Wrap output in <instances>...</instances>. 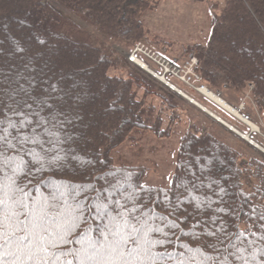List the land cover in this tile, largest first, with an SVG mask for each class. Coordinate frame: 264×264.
I'll list each match as a JSON object with an SVG mask.
<instances>
[{
    "label": "trees",
    "instance_id": "1",
    "mask_svg": "<svg viewBox=\"0 0 264 264\" xmlns=\"http://www.w3.org/2000/svg\"><path fill=\"white\" fill-rule=\"evenodd\" d=\"M160 1L0 0V233L32 249L5 245L0 264H264V160L111 47L146 39ZM214 6L185 55L215 92L252 85L264 116V0ZM152 138L178 142L168 185L143 179Z\"/></svg>",
    "mask_w": 264,
    "mask_h": 264
},
{
    "label": "rangeland",
    "instance_id": "2",
    "mask_svg": "<svg viewBox=\"0 0 264 264\" xmlns=\"http://www.w3.org/2000/svg\"><path fill=\"white\" fill-rule=\"evenodd\" d=\"M217 1L223 3L224 0H161L160 6H158L157 9L149 10L144 13L143 20L146 29L145 32L148 36L146 39H138L133 41L131 44L111 42V47L124 61L130 63L134 69L143 74L145 77L152 79L153 82L161 86L163 89L176 94L178 97L182 98L185 103H187V100L192 103L193 108L191 109V113L200 123H206V125L213 127V130H215L216 133H219L221 137L228 140L230 143H238L239 141H242L243 143H241L245 148L244 150L249 151L264 160V116L258 111L255 101L250 95L252 85H249L248 90H246L242 96L223 87L220 88V92H215L210 89L226 100L230 106L237 108L239 112L246 114L244 117H239L237 116V113L235 114L233 111L219 105L217 102L205 95L200 90L201 82H199V79L193 78L191 83H188L182 78L184 75L183 71H181L179 76L175 74L168 75V78L172 79V83L176 85L178 89L182 90L183 93L193 98L202 106L206 107L208 111L214 113L217 117L225 120L228 124L232 125V127L234 126L237 128L240 133L243 132L248 134L251 132V139H249L244 135L234 132L229 126H226L220 120L210 115L208 111L203 110L178 91L172 90L161 80L155 79L140 66L128 60V55L134 49V45L136 42L141 40L168 57L169 60H178V64H182L180 67L183 68L191 56V52L185 55L186 47L191 43L204 40L207 36L209 32V16L211 14V9L216 7L214 4H216ZM57 7L63 14L73 19L82 27L92 31L94 30L92 26L80 20L70 10L61 6ZM160 38L164 40L163 44L154 42ZM164 44L167 46H162ZM139 54L142 59L146 60L151 68L160 70L159 66H157L152 59L143 53ZM195 56L198 59V56ZM195 66L193 67V70L195 73H198L195 70ZM190 90L196 92L200 99L208 101L210 107H207L204 103L198 101V99L191 95L189 92ZM224 117L232 119L233 123ZM246 119L256 123L259 129L252 131L251 125ZM128 144L130 145L131 143L128 142ZM258 144L262 146V148L259 147ZM177 145L178 142L175 138L168 140H157L152 138L151 141H147L145 143L142 156L146 159L147 164H154L157 167L155 171H148L144 175L143 179L145 182L160 185L169 184L171 174L173 172L172 164L174 163V151ZM118 153L125 154L131 158H134L135 156L130 152V150L128 151L126 149L125 144L122 148L120 147L116 151V154Z\"/></svg>",
    "mask_w": 264,
    "mask_h": 264
},
{
    "label": "built area",
    "instance_id": "3",
    "mask_svg": "<svg viewBox=\"0 0 264 264\" xmlns=\"http://www.w3.org/2000/svg\"><path fill=\"white\" fill-rule=\"evenodd\" d=\"M139 53L145 54L147 57L152 59L157 66H159L160 70L151 68L145 59H142ZM128 60L140 66L142 69L147 71L149 75L153 76L155 79H159L165 84L171 85L168 81V75L175 74L177 76L180 75L181 71L184 72L183 79L188 83H191L193 78L199 79V74L195 73L193 67L197 64L198 59L194 53H191L190 59L187 61L186 65L183 68L182 64H178V60L176 59H168L165 55L153 49L150 45L146 44L143 41H138L134 45V49L129 53ZM180 67V68H178ZM243 106V105H242ZM259 147L262 148L258 144ZM264 151V149H263Z\"/></svg>",
    "mask_w": 264,
    "mask_h": 264
},
{
    "label": "snow or ice",
    "instance_id": "4",
    "mask_svg": "<svg viewBox=\"0 0 264 264\" xmlns=\"http://www.w3.org/2000/svg\"><path fill=\"white\" fill-rule=\"evenodd\" d=\"M13 127H15V125H13ZM33 131H35V129H33ZM25 141H27V138H25ZM4 201L0 200V205H3ZM21 206L24 207V205L21 202ZM34 227L40 228L43 226L44 221L46 220L45 216H39V217H34ZM98 230L99 227H98ZM44 231H47V229H44ZM0 236L5 237L3 240V243H0V248L4 247L5 245L8 244H12L15 246L17 253H21V254H25V255H29L31 254L32 249L28 248L25 244V242L29 239L28 236H24V237H17L15 232H11L10 234H4V233H0ZM51 237H45V236H41L40 240L42 241H46V240H50ZM133 244H135V240L132 241ZM52 247H56V244L54 243V241L52 242ZM40 250L42 252L47 253L48 252V248L45 247L43 244L40 245ZM55 255V254H54ZM0 260H2V257H0Z\"/></svg>",
    "mask_w": 264,
    "mask_h": 264
},
{
    "label": "bare ground",
    "instance_id": "5",
    "mask_svg": "<svg viewBox=\"0 0 264 264\" xmlns=\"http://www.w3.org/2000/svg\"><path fill=\"white\" fill-rule=\"evenodd\" d=\"M201 91H202L205 95H207L208 97H210L212 100H214L215 102H217L219 105H221V106H223V107H225V108H227V109L233 111L235 114L237 113V115L240 116V114H239L235 109H233V107L230 106V105L228 104V102L225 101L223 98H221L217 93H214L213 91H211V90L208 89L207 87H202V88H201ZM240 117H241V116H240ZM246 120H247V122L251 125L252 131H255V130H258V129H259V127H258V125H256V123L250 121L249 119H246ZM234 128H235V127H234ZM236 129H237V128H236ZM237 130H238V129H237ZM244 136H245L246 138L251 139L250 136H248L247 134H244Z\"/></svg>",
    "mask_w": 264,
    "mask_h": 264
},
{
    "label": "water",
    "instance_id": "6",
    "mask_svg": "<svg viewBox=\"0 0 264 264\" xmlns=\"http://www.w3.org/2000/svg\"><path fill=\"white\" fill-rule=\"evenodd\" d=\"M179 92H180V91H179ZM183 95H184L186 98H188L191 102H193V103H195L197 106L201 107L203 110L208 111L206 107H204V106H202L201 104H199V103H198L197 101H195L193 98L187 96L186 94H183ZM208 112H209L210 115H212L213 117H215V118H217L218 120H220L223 124H225L226 126H229L230 129H232L233 131H235V132H237V133L240 134V132H239L236 128L232 127V125L228 124L225 120H223V119L217 117L214 113H212V112H210V111H208Z\"/></svg>",
    "mask_w": 264,
    "mask_h": 264
}]
</instances>
